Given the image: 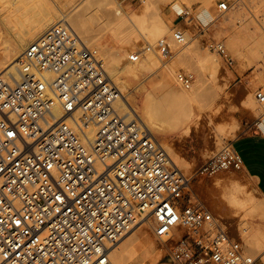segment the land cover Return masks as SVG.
<instances>
[{
  "label": "built area",
  "instance_id": "1",
  "mask_svg": "<svg viewBox=\"0 0 264 264\" xmlns=\"http://www.w3.org/2000/svg\"><path fill=\"white\" fill-rule=\"evenodd\" d=\"M217 9L226 14L232 4ZM185 38L174 29L173 43L147 42L128 61L155 52L168 62ZM210 48L233 65L224 43ZM12 67L0 64V264H114L112 250L139 226L174 264H259L248 257L246 228L223 225L189 198V180L159 139L135 110L120 112L123 92L97 47L59 23ZM176 79L189 90L194 75L180 70ZM256 99L264 106L263 89ZM242 167L228 144L194 177Z\"/></svg>",
  "mask_w": 264,
  "mask_h": 264
},
{
  "label": "rangeland",
  "instance_id": "2",
  "mask_svg": "<svg viewBox=\"0 0 264 264\" xmlns=\"http://www.w3.org/2000/svg\"><path fill=\"white\" fill-rule=\"evenodd\" d=\"M74 1V7L83 5V10H86L85 6L89 5L85 1L93 5L86 17L89 20L87 24L89 33L86 35L89 36L90 33L93 36L96 34L102 35V24L99 25L96 20V15L99 16L103 13L97 9V4L101 0ZM220 1L155 0L156 3L158 2V15L168 24L172 33L174 29H182L187 36L188 43L193 45L194 52L197 55H204L209 50L219 58L221 69L220 73L217 74V79L207 74L204 77L206 85L194 98L184 101H170L171 88L169 86L172 85L175 90L183 88L176 79L178 71L182 70L193 74V85L203 79L196 71L194 61L190 60L189 57L178 61L179 48L174 46L173 48L176 49L177 54L168 62L163 61L156 53L158 56V76L155 75L152 80H145L147 73H141L139 78H130V85L128 86L130 102L138 111L143 108L144 99L148 93L154 96L152 101L160 115L158 121L163 131L168 133L154 135L160 142L167 139L171 149L188 164V167L183 169L178 166L186 177H192L191 188L188 185L189 188L186 189L187 196L189 198L194 195L197 196L208 206L211 212L213 199L220 197L222 194L220 184L226 185L228 183L232 185L230 179L233 178L237 184L245 189V194L248 193L247 196L245 195L246 197H257L252 184L244 178L241 170L221 171L215 176L203 178L202 180L194 176L198 168L208 158L221 151L226 145L232 144L241 135L251 131L260 116L264 114V106H261L256 99V92L260 89L264 90V79L260 81L259 76V72L264 74V0H229L232 9L222 15L217 9ZM65 5V0H0V51L11 45L17 37L16 35L24 34L26 30L32 29V26L34 28L33 24L35 22L37 25V21H41L40 13H42L44 6L54 9L56 6ZM122 5L127 11H134L138 14L142 12L143 8V4L131 5L129 2H123ZM178 6L187 14L180 16L179 11L176 9ZM35 8L36 10H34ZM71 8L67 9L70 10L69 15L73 11ZM153 19L154 17L151 18V21ZM171 32L170 35L165 37H168L172 42ZM80 36L82 37V34ZM82 38L86 41L87 38L91 37L83 36ZM123 38L124 35L115 37L107 32L101 40L110 49L118 51L123 58L125 57L121 59V65L126 64L129 54L141 50L147 42L155 44L158 40L151 35H147L145 38L135 41L129 47ZM230 41L233 42V48L238 54L229 46ZM213 42L225 44L234 60L232 66H228L224 58L210 48V44ZM98 49L105 57V52L101 48ZM237 56H241V58ZM146 58L147 55L139 63L131 64L139 67L141 62L146 61ZM175 61L176 63H174ZM171 63H174V74L172 76L170 75L171 69L168 67ZM163 82L166 84L161 85ZM117 86L119 87V84ZM186 115H192L197 122L192 121L189 124H182V121L187 119ZM219 190L221 191L219 192ZM235 214L241 220L244 218V212L242 211H236ZM215 216L219 218L223 225H227L229 228L235 229L236 223H241V221L234 219L229 220L223 214ZM241 225L243 226L244 223H241ZM252 229L256 228L252 227ZM146 230L149 229L146 228ZM148 232L151 233L150 230ZM151 238L154 239L153 235H151ZM154 242L157 250L151 256L152 258L144 257L146 260L143 259L144 246H142L143 248H139L140 262L133 264H154L157 261V264H174L168 257H165L164 252L159 251L155 239ZM246 250L249 255L247 248ZM260 257L259 261L263 263L262 256L260 255Z\"/></svg>",
  "mask_w": 264,
  "mask_h": 264
},
{
  "label": "bare ground",
  "instance_id": "3",
  "mask_svg": "<svg viewBox=\"0 0 264 264\" xmlns=\"http://www.w3.org/2000/svg\"><path fill=\"white\" fill-rule=\"evenodd\" d=\"M65 1H66L65 6H56L54 9L49 6H44L42 8V13H40L41 14L40 16L42 17V18L40 17L41 21L39 22L37 21L38 23L37 25L35 22L33 24L34 28L33 26L32 27L30 26L32 29H28V31L26 30L24 34L21 33L16 35L17 37L14 39L12 44L6 46L4 49H2V51H0V64H2L3 66L10 65L11 67L12 66L14 67V64L17 62V59L23 54V52L31 42L42 36L52 26L59 23L67 24L71 28H73L79 35L82 34V37L83 36L91 37V38H87L86 41L88 43L91 42V45H95L97 48H101L102 51L105 52L106 56L104 55L105 56L104 58L106 61L107 71L109 73V76L114 82L119 84V88H121L123 92L122 100L119 101L120 112L123 115L129 117L135 110L140 116L141 120L143 119L142 120L143 124L150 130V132L151 131L153 132V133L151 132L152 134L159 135L161 133H166L165 131H163V128L161 127L158 121L160 115L157 112L155 108V104L152 101L153 100L152 98H154V96L151 93L150 94L148 93V95H146L143 103V108L142 109L139 108L140 109L139 111L136 110V108L133 106V104H131L129 99L130 95H129L128 86L130 85L129 82L130 78L133 77L139 78V75L141 73H147L145 80H152V78L155 75L158 76L157 54L155 52L146 53L145 54L147 55L146 61L141 62L139 67L138 65H133L128 61L126 62L125 65H121V59L123 58V56L120 55L118 51L116 50L114 51V49L113 50L110 49L107 46V44L102 43L101 41L105 36V33L110 32L115 37L124 35L123 38L124 42L128 44L127 46L131 47L132 44L135 43V41H139L140 38H145V36L147 35H151L152 37H154V39H159L166 35H170L169 33L171 32V28L157 13L158 2L156 3L155 0H146L143 3L142 12L138 14L134 11L133 12L127 11L126 8L122 5L123 3L120 4L115 0H101V2L97 4V9L99 12L101 11L103 13L102 15L99 16L96 15V20L99 25L102 24V35L96 34L93 36L90 33L88 36L86 34L89 33L87 26L89 20H87L86 17L88 11L93 8V5L85 1L86 4L89 5H86L84 2L83 4L84 6L86 5L85 6L86 10H83L82 9L83 5L74 7V3H75L74 0H65ZM68 8L73 9L72 14L70 13V15H69L70 10H67ZM176 9L179 12L182 11V9L179 6ZM34 10H36V8ZM152 17H154V19L151 21ZM187 40L188 39L186 36L185 43L182 46L175 45V47L179 48L178 61L182 60L183 58L189 57L190 60L194 61L195 69L198 72V74L203 77V79L197 81L189 90H186L184 88L175 90L172 88V85L169 86L171 88L169 93L170 101L173 100L184 101L187 99L194 98L206 85L205 84L206 80L204 79V77L207 74H210L211 77L217 79L218 78L217 74L220 73L221 64L219 58L209 50H207L204 55H197V53L194 52L193 45H190V43H188ZM229 46L236 54H238L234 50L235 48H233L234 44L232 41L229 42ZM174 63H176V61ZM173 64L171 63L168 66L171 69L170 70L171 76L174 74ZM263 75H264L263 72H259V76L261 78L260 81L264 79V77H262ZM164 84L166 83L165 82L161 83V85ZM186 118L187 119H184V121L181 120L182 124H187V123L189 124L192 121L197 122V120H195L192 115H186ZM92 131L93 129L89 130L91 135H92ZM161 144L167 150V152L174 160V162L181 169L188 167V164L185 163L177 155V153L171 149L167 139L163 140ZM187 179L189 180L187 184L190 187L191 177L190 178L187 177ZM230 182H232L233 184L232 185L231 184L229 185L228 183L227 184L225 183L226 185L220 184L219 187L222 190L223 200H225L236 211L244 212L245 222L243 226L246 228L245 241H246L247 249L249 251L248 257L255 258L262 254H263L262 256H264V230L261 228H256L254 229L255 230L254 231L252 229L253 226L247 222V220L251 216L253 217L254 216L253 214L257 212V207L259 208V206L261 205L257 204L258 202L256 197H250V196L246 197L248 193L245 194V189H243L241 185L237 184L234 178L230 179ZM221 190H219V192ZM260 210L263 211L264 213V209L263 210L260 209ZM148 231L149 230H146L145 226H139L131 234L125 237L112 250L111 258L114 264H133L140 262L139 248L140 247L143 248L142 246H144L143 249L144 251L142 250L144 252L142 255L143 259H145L144 257L153 256L154 252L157 250V246L154 242V239L152 240L151 238L152 234ZM159 251L162 252V249L160 247H159Z\"/></svg>",
  "mask_w": 264,
  "mask_h": 264
},
{
  "label": "crops",
  "instance_id": "4",
  "mask_svg": "<svg viewBox=\"0 0 264 264\" xmlns=\"http://www.w3.org/2000/svg\"><path fill=\"white\" fill-rule=\"evenodd\" d=\"M237 57L241 58V56ZM232 145L243 161L241 174L252 184L254 193L257 195V204L261 205L259 208L257 207V212L253 214L254 216H251L247 222L255 228L264 230V213L260 210L264 209V114L260 116L251 131L238 137ZM211 209L214 215L223 214L229 220L234 219L236 221H241V223L245 222L244 218L241 220L236 216L235 209L223 200L222 194L220 197H215L213 199ZM241 223L237 222L236 224L237 226H242ZM263 257L264 256H262L263 263L259 261V264H264ZM157 262L155 264H157Z\"/></svg>",
  "mask_w": 264,
  "mask_h": 264
}]
</instances>
